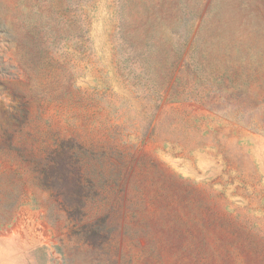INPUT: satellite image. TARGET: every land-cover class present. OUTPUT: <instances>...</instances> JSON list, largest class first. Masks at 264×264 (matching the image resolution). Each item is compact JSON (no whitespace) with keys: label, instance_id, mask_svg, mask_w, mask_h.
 Masks as SVG:
<instances>
[{"label":"rangeland","instance_id":"374dc122","mask_svg":"<svg viewBox=\"0 0 264 264\" xmlns=\"http://www.w3.org/2000/svg\"><path fill=\"white\" fill-rule=\"evenodd\" d=\"M0 264H264V0H0Z\"/></svg>","mask_w":264,"mask_h":264}]
</instances>
